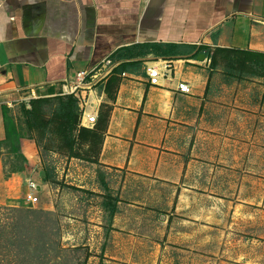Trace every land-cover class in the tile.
Returning <instances> with one entry per match:
<instances>
[{"label": "crops", "instance_id": "1", "mask_svg": "<svg viewBox=\"0 0 264 264\" xmlns=\"http://www.w3.org/2000/svg\"><path fill=\"white\" fill-rule=\"evenodd\" d=\"M148 45L182 54H135ZM217 48L264 53V0H0V142L2 105L55 95L108 59L118 68L128 62L92 92L98 121L86 128L100 138V167L124 178L111 259L258 264L264 88L262 78L216 82L204 50ZM159 59L174 63V78L152 85L146 63ZM181 82L190 94L178 90ZM22 152L25 171L6 179L0 148V204L23 205L30 181L38 196L46 189L36 143L22 141ZM151 226L163 230L161 240Z\"/></svg>", "mask_w": 264, "mask_h": 264}, {"label": "rangeland", "instance_id": "2", "mask_svg": "<svg viewBox=\"0 0 264 264\" xmlns=\"http://www.w3.org/2000/svg\"><path fill=\"white\" fill-rule=\"evenodd\" d=\"M215 74L214 80L216 82L226 81L227 77L223 62ZM260 81V85L264 88V79H260ZM62 93L63 91H59L55 95L37 94L39 98H48L51 101L42 106L41 127L33 131L28 129L26 116L22 110L23 106H26L29 110L31 109L30 101L32 99H28L29 102L28 100H21L12 103L11 106L8 105L11 115L15 118L21 133L26 138L23 141L31 140L38 147L42 165L37 169V178H41L40 174L43 170H47L51 174V178L46 180V189L39 196L40 201L38 203L0 204V226L13 224L15 227L12 236L16 239H22L26 232L25 224H30L32 227L30 235H33L32 250L34 251L42 243V241H39V233L36 229L42 227L44 232H47L45 241L47 242L46 248L49 251L39 253V255H42L40 262H38L36 256H32L34 260L31 264L125 263V260L111 259L112 256L116 257V254L111 253L112 249L108 248L109 245L107 246L109 239L112 242L118 240L111 234L113 230L112 210L120 201L124 178L113 172L107 173L100 167L97 158L98 146H92L90 143H77L74 149L71 150L66 141L57 133L56 123L49 126L45 125V122L53 119L59 106L56 98L63 96ZM30 96L27 95L26 98ZM80 115L79 110V118ZM260 115L264 117L263 108ZM261 124V128H264V122ZM79 128H81L80 123ZM263 144L264 139H262V149ZM2 160L7 172L23 165L16 156L10 154V149L7 146L3 148ZM262 162H264V151H262ZM247 191L246 188V194ZM260 195L261 202L258 206L255 205V212L260 211L261 233L264 236V166H262ZM31 210L51 212L52 216L49 217L53 220L52 223L49 222L50 220L46 223V218L40 219L41 216H35L31 213ZM150 218V216L147 218L148 221H150ZM45 225H47L46 228ZM247 225L245 220L244 226L247 227ZM146 229L152 238L161 240L164 235L160 226L155 229L152 226ZM243 238L248 241L252 239V236L246 233ZM261 241L263 242L260 249L261 259L258 264H264V239H261ZM117 244L114 243L112 246ZM41 245L43 246V243ZM149 246L153 247L154 244L150 243ZM244 248L248 253H252L251 245L247 246L246 244ZM13 250L14 255L7 257L8 259H5L3 263L20 264V260L25 259V257H22L25 253L22 252L20 244ZM151 252H154V250H151ZM4 257L5 255L0 256V258ZM198 263L221 264V260L215 262L202 258ZM245 264H252V261L246 260Z\"/></svg>", "mask_w": 264, "mask_h": 264}, {"label": "trees", "instance_id": "3", "mask_svg": "<svg viewBox=\"0 0 264 264\" xmlns=\"http://www.w3.org/2000/svg\"><path fill=\"white\" fill-rule=\"evenodd\" d=\"M138 48L137 52H135L138 57L147 56L150 53H155L160 57H174L182 54V51L178 50V47H168L164 45H148L140 46ZM204 51L210 56L212 68L215 70L218 69L223 62L225 75L232 80L242 81L250 78L264 79V53L222 48H217L215 50L205 49ZM194 56H197V54ZM129 66L130 63L124 62L115 71L117 73H123L128 70ZM56 99L59 102V106L53 119L45 122V125L49 126L52 123H56L57 133L66 141L71 150L74 149V146L77 143H90L92 146H98L100 138L95 135L93 131L82 127L79 128L80 118L77 100L72 96H58ZM50 101L51 100L48 98L40 97L30 101V110L27 109L26 106H23L22 110L26 116V124L29 130L33 131L36 128L41 127V108L44 104L50 103ZM2 116L5 128V138L0 142L2 156L3 148L4 146H7L10 149V154L16 156L23 163L21 167L15 168L11 172L5 171L4 166V174L7 179L13 174L24 172L28 159L22 152V141L26 138L21 133L15 118L11 115L8 106L5 104L2 105ZM44 173L45 179L49 180L51 174L47 170H44ZM31 213L35 216H41L40 219H43V217L46 218V223L49 220L51 223L53 221L51 220V217H49L52 216L51 212L31 210ZM113 214L114 210L112 211V215ZM25 226L26 232L22 239H16V237L12 236L15 227L13 224H4L3 226H0V256L3 257V255H5L4 258H0V264H5L3 263L4 260L8 259L7 257L9 256L11 257V255H14L13 248L18 247V244H20L22 252L25 253V255L22 256L25 257V259L22 258L20 264H31L34 260V257L32 259V256H36L38 262H40L42 260V255H39V253L42 251H49L46 248L47 242L45 241L47 232H44L42 227L36 229L39 233V241H42L43 246L41 245L42 243H40L34 251L32 250L33 235H30L32 227L30 224H25ZM46 227L47 225H45V228ZM44 258L46 257L44 256Z\"/></svg>", "mask_w": 264, "mask_h": 264}, {"label": "built area", "instance_id": "4", "mask_svg": "<svg viewBox=\"0 0 264 264\" xmlns=\"http://www.w3.org/2000/svg\"><path fill=\"white\" fill-rule=\"evenodd\" d=\"M118 66V63L108 59L93 69L79 71L73 79L65 81L62 95L72 96L77 100L81 114L80 127L93 128L97 124L98 109L94 108V103L91 100L92 92L113 75ZM174 71V63L169 60H151L146 63V73L152 85H159L162 78L173 79ZM178 90L182 94H190L192 92L190 85L186 82H181ZM37 98L39 97L33 92L31 97L24 98L23 101ZM8 105L11 106L12 103L8 102ZM29 189L30 191L27 193L25 201L32 204L38 203L40 197L35 194L38 191V185L34 181H30Z\"/></svg>", "mask_w": 264, "mask_h": 264}, {"label": "water", "instance_id": "5", "mask_svg": "<svg viewBox=\"0 0 264 264\" xmlns=\"http://www.w3.org/2000/svg\"><path fill=\"white\" fill-rule=\"evenodd\" d=\"M199 59H205V56L202 55V56L199 57ZM44 176H45V174H44Z\"/></svg>", "mask_w": 264, "mask_h": 264}]
</instances>
